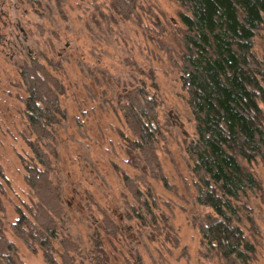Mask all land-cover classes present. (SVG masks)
Listing matches in <instances>:
<instances>
[{
	"label": "rangeland",
	"instance_id": "374dc122",
	"mask_svg": "<svg viewBox=\"0 0 264 264\" xmlns=\"http://www.w3.org/2000/svg\"><path fill=\"white\" fill-rule=\"evenodd\" d=\"M182 12L178 0H138L129 17L115 12L110 0H0V219L3 236L17 248L18 264H47L44 252L31 251L12 228L18 208L32 207L35 200L24 168L34 137L19 74L31 57L66 90L60 99L65 118L54 127L52 180L66 212L60 239L77 243L84 256L79 262L90 264L92 237L101 231L105 213L121 229L116 237L101 232L109 264H225L207 252L198 228L209 210L197 202L186 152L197 135L182 82ZM254 52L264 60V24ZM142 85L158 104L163 137L157 155L166 182L137 169L126 151L125 138L132 134L117 99ZM249 169L264 191V162ZM130 182L153 195L154 212L166 217L171 230L144 228L131 219V207L138 204ZM247 205L242 228L256 247L250 264H264V192Z\"/></svg>",
	"mask_w": 264,
	"mask_h": 264
},
{
	"label": "trees",
	"instance_id": "16d2710c",
	"mask_svg": "<svg viewBox=\"0 0 264 264\" xmlns=\"http://www.w3.org/2000/svg\"><path fill=\"white\" fill-rule=\"evenodd\" d=\"M123 17L137 8L138 0H110ZM184 12L182 82L196 123V140L187 147L195 178L197 202L209 213L198 220L202 244L225 264H250L255 245L242 228L250 197L262 196L261 182L249 169L264 162V60L254 52V38L264 24V0H178ZM26 92L25 118L34 139L28 141L32 158L24 163L26 182L34 195L32 207L18 208L14 234L31 251L44 252L47 264H84L80 247L71 237H61L66 212L60 190L53 183L56 156L54 127L65 118L60 99L62 82L38 59L20 67ZM118 110L132 134L125 138L133 165L166 182L157 145L163 137L158 104L146 86L118 96ZM129 183V179L125 178ZM138 207L131 219L156 231L171 230L168 220L154 212L152 194L128 184ZM249 222L254 227L252 220ZM165 226V227H164ZM92 237L90 264H109L102 233L116 237L121 229L105 213ZM102 232V233H101ZM60 239L62 251L55 242ZM60 255H59V254ZM57 254L61 261H58ZM17 248L3 236L0 219V264H18Z\"/></svg>",
	"mask_w": 264,
	"mask_h": 264
}]
</instances>
